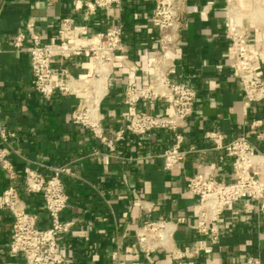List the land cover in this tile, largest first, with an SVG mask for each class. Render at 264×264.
Here are the masks:
<instances>
[{
	"label": "crops",
	"instance_id": "0c3cea01",
	"mask_svg": "<svg viewBox=\"0 0 264 264\" xmlns=\"http://www.w3.org/2000/svg\"><path fill=\"white\" fill-rule=\"evenodd\" d=\"M73 1L0 0V125L15 132L9 140V158L16 172L9 177L0 163V197L5 188L16 186L28 210L38 214L39 225L47 226L42 196L24 188L25 168L40 170L46 176L52 173L51 166L62 164L74 171V175L64 177L69 202L62 218L73 224L60 239L62 264H112L114 254L119 264H175L163 249L151 253L153 261L149 262L134 245L136 231L150 218H181L174 231L175 242L188 249L199 244V251L185 259L188 264H245L248 256L264 264V212L257 204L244 200L229 206L219 221L220 236L214 242L197 231L199 199L188 191L185 180L193 174L233 180L231 159L224 150L214 148L206 133H221L223 142L244 133L252 138L251 121H264V100H246L237 74L224 66L231 54L225 34V0H186L182 43L173 53L171 77L197 91L194 113L181 131L184 146L200 150L170 169L159 154L173 144V131L158 129L143 135L127 132L123 139L115 140L130 113L124 96L129 81L127 69L118 62L100 102L111 146L72 121V112L84 92H57L46 98L35 90L30 55L14 46L16 34L29 18H34L45 42L56 40L63 17H72L76 24L88 27L89 35L83 40L121 23L122 54L138 65L139 81L148 79L151 61L159 50L153 1L124 0L122 8L100 10L90 18L75 11ZM239 1L254 13L245 25L251 49L263 52L256 64L264 76V0ZM30 43L26 37L24 44ZM54 65L66 66L75 76H85L91 61L81 56L57 59ZM138 109L161 114L170 112V105L165 99L143 100ZM259 145L264 149V143ZM11 229L12 216L0 205V264H25L22 255L10 250Z\"/></svg>",
	"mask_w": 264,
	"mask_h": 264
},
{
	"label": "built area",
	"instance_id": "2783aa9c",
	"mask_svg": "<svg viewBox=\"0 0 264 264\" xmlns=\"http://www.w3.org/2000/svg\"><path fill=\"white\" fill-rule=\"evenodd\" d=\"M56 0H50L54 2ZM153 18L157 26L159 50L151 61L146 82L139 81V67L123 54V25H111L104 30L89 35L87 26L74 22L72 17H63L56 40L45 42L37 30L34 18L25 22L24 29L18 32L14 46L26 50L30 55L33 74V86L43 97L49 98L59 92L76 94L84 92L78 105L72 112V121L87 127L101 142L111 146L112 139L107 136L103 126V114L100 102L107 94V81L118 62L127 69L129 81L124 90L126 103L130 109L129 118L115 134V140L124 138L127 132L143 135L154 130H171L174 133L173 144L163 150L159 156L164 159L167 169L182 162L188 154L200 149L184 146L182 128L195 110L197 91L182 81L171 77L174 69L173 53L180 49L182 30L186 18V0H152ZM257 3L261 0H252ZM124 0H74L75 11H82L85 18H90L100 10L111 7L122 8ZM255 4L254 6H256ZM254 13L244 9L239 0H225V34L230 40L231 54L224 64L237 74L244 92V98L252 103L264 100V76L259 72L256 59L263 52H255L250 47L246 19L254 18ZM264 18V16H263ZM72 33L73 35H69ZM30 38L26 46L24 40ZM87 56L91 61L89 74L75 76L66 66L56 67L57 59H73ZM165 99L170 105V112L156 114L138 109L140 101ZM253 131L251 138L247 134L233 136L223 142V136L217 131H208L206 136L214 143V148L224 150L235 167L231 181H222L200 174L186 176L189 192L199 199V224L197 231L211 241L220 236L219 221L223 212L232 204L248 200L255 202L259 211L264 212V121L254 118L250 123ZM15 135L0 125V163L9 177L15 176V168L9 158V140ZM52 173L46 176L40 170L25 168L24 188L28 193L40 194L48 215L47 226L39 225V216L28 210L16 186L5 188L0 197V205L12 216L10 250L23 256L25 264H62L64 256L60 248L61 237L68 233L73 222L64 220L62 213L68 206L69 195L64 177L74 175L67 164L51 166ZM165 218H150L136 231V243L149 262L151 253L158 250L169 252L175 264H188L185 259L199 251V244L191 249L178 246L174 240V231L181 221ZM112 264H119L113 255ZM245 264H262L254 256H248Z\"/></svg>",
	"mask_w": 264,
	"mask_h": 264
}]
</instances>
